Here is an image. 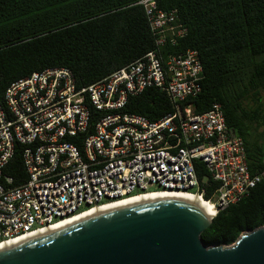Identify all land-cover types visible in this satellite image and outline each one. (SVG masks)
Here are the masks:
<instances>
[{
    "label": "built area",
    "instance_id": "obj_1",
    "mask_svg": "<svg viewBox=\"0 0 264 264\" xmlns=\"http://www.w3.org/2000/svg\"><path fill=\"white\" fill-rule=\"evenodd\" d=\"M156 47L105 78L78 86L70 69L53 67L12 82L0 102V245L51 229L129 198L163 192L197 196L213 219L264 179L252 173L245 144L213 103L194 113L181 104L201 91L198 52L162 49L186 35L176 10L140 0ZM147 88L165 93L174 112L151 121L125 112ZM17 151L24 178L4 172ZM218 186L200 183L196 162Z\"/></svg>",
    "mask_w": 264,
    "mask_h": 264
},
{
    "label": "trees",
    "instance_id": "obj_2",
    "mask_svg": "<svg viewBox=\"0 0 264 264\" xmlns=\"http://www.w3.org/2000/svg\"><path fill=\"white\" fill-rule=\"evenodd\" d=\"M140 0H0V102L14 81L46 68L66 67L78 86L108 76L156 47ZM176 10L186 35L164 53L198 52L201 91L185 100L194 113L213 103L226 124L242 137L252 173L264 172V0H156ZM125 112L155 121L174 112L169 97L147 88L131 97ZM200 183L218 186L201 162ZM17 183L24 178L20 152L4 170ZM264 225V179L238 203L219 212L201 234L206 245H231Z\"/></svg>",
    "mask_w": 264,
    "mask_h": 264
},
{
    "label": "water",
    "instance_id": "obj_3",
    "mask_svg": "<svg viewBox=\"0 0 264 264\" xmlns=\"http://www.w3.org/2000/svg\"><path fill=\"white\" fill-rule=\"evenodd\" d=\"M212 219L178 198L97 212L0 250V264H264V225L206 245Z\"/></svg>",
    "mask_w": 264,
    "mask_h": 264
},
{
    "label": "bare ground",
    "instance_id": "obj_4",
    "mask_svg": "<svg viewBox=\"0 0 264 264\" xmlns=\"http://www.w3.org/2000/svg\"><path fill=\"white\" fill-rule=\"evenodd\" d=\"M168 198H178V199L185 200L187 202H191L193 204L198 205V207H200L201 209H203L204 212L208 216L212 215V212H210V210L206 206V204L204 202H202L197 196H192V195H187V194H182V193H176V192H163V193H156V194H147V195L129 198V199H125L122 201L107 204V205H104L100 208L95 209L91 213H84L82 215L75 216V217L71 218L70 220L59 223L57 226H55L53 228L61 227L63 225L68 224L69 222H74L75 220L81 219V218L86 217L88 215L96 214L97 212H103V211L112 210V209H116V208H122L124 206H128L131 204H138V203L140 204V203H143V202L149 201V200L168 199ZM47 232L48 231L43 230V231H39L37 233H33L30 235L19 237L17 239L9 241V242H5V243L0 245V250H4L7 246H12L13 244H18V243L22 242L23 240H26L27 238L39 236L40 234H44Z\"/></svg>",
    "mask_w": 264,
    "mask_h": 264
},
{
    "label": "rangeland",
    "instance_id": "obj_5",
    "mask_svg": "<svg viewBox=\"0 0 264 264\" xmlns=\"http://www.w3.org/2000/svg\"><path fill=\"white\" fill-rule=\"evenodd\" d=\"M262 103H263V106H264V98H263V100H262Z\"/></svg>",
    "mask_w": 264,
    "mask_h": 264
}]
</instances>
